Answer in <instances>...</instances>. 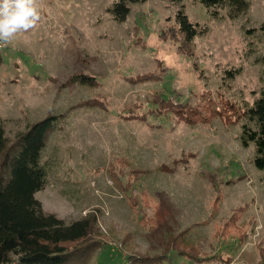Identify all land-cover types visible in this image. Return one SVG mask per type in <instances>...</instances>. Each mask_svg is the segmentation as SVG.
<instances>
[{"label": "rangeland", "instance_id": "1", "mask_svg": "<svg viewBox=\"0 0 264 264\" xmlns=\"http://www.w3.org/2000/svg\"><path fill=\"white\" fill-rule=\"evenodd\" d=\"M250 1L248 16L231 20L196 0H147L118 23L114 0H42L38 27L0 48L9 145L48 115L64 117L36 198L67 223L95 220L79 264H264V170L218 95L232 67L242 71L227 98L260 93L264 0ZM182 5L209 29L193 56L168 34ZM171 234H183L179 252L167 253Z\"/></svg>", "mask_w": 264, "mask_h": 264}, {"label": "trees", "instance_id": "2", "mask_svg": "<svg viewBox=\"0 0 264 264\" xmlns=\"http://www.w3.org/2000/svg\"><path fill=\"white\" fill-rule=\"evenodd\" d=\"M146 1L114 0L108 12L116 22L122 23L129 18L132 4ZM169 1L174 5L183 2ZM196 1L211 16L220 18L228 15L231 20L247 17L251 7L250 0ZM208 31L206 25L192 22L182 5L176 15V24L170 27L168 34L180 43L182 53L193 56L195 41ZM249 50L254 52L253 48ZM195 68L200 79L203 78L204 72L198 64H195ZM241 71V68L233 67L224 71L222 92L219 91L218 95L228 114L221 116L227 118L230 124L240 125L242 146H253V163L258 170H264V69L260 78L262 87L254 101L243 96L234 100L225 96L231 93V83ZM71 80L88 87L96 82L94 77L89 76H77ZM165 107L169 109L166 104ZM217 110L218 114L223 112L222 109ZM175 112L182 116V120L190 122L189 114L176 109ZM63 121V115L50 114L19 133L11 146L4 125L0 123V264H79L88 256L89 251L85 248L94 234L95 220L88 216L67 223L57 215L45 212L36 198V194L48 185V171L42 162V155L49 137L61 127ZM226 228L229 226L226 225ZM179 237L182 239L183 234L170 235L167 253L171 250L179 252Z\"/></svg>", "mask_w": 264, "mask_h": 264}, {"label": "clouds", "instance_id": "3", "mask_svg": "<svg viewBox=\"0 0 264 264\" xmlns=\"http://www.w3.org/2000/svg\"><path fill=\"white\" fill-rule=\"evenodd\" d=\"M42 0H0V48L35 30L42 19Z\"/></svg>", "mask_w": 264, "mask_h": 264}]
</instances>
